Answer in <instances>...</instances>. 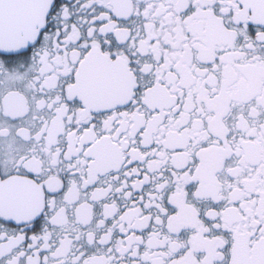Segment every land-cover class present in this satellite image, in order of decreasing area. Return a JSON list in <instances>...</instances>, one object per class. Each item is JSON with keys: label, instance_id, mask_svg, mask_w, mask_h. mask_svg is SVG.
Returning <instances> with one entry per match:
<instances>
[{"label": "snow or ice", "instance_id": "obj_1", "mask_svg": "<svg viewBox=\"0 0 264 264\" xmlns=\"http://www.w3.org/2000/svg\"><path fill=\"white\" fill-rule=\"evenodd\" d=\"M0 264H264V0H0Z\"/></svg>", "mask_w": 264, "mask_h": 264}]
</instances>
